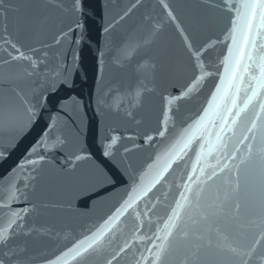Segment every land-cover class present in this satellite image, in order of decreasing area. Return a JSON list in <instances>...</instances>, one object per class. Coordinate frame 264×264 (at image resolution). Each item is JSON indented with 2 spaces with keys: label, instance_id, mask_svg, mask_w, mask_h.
<instances>
[{
  "label": "water",
  "instance_id": "95a60500",
  "mask_svg": "<svg viewBox=\"0 0 264 264\" xmlns=\"http://www.w3.org/2000/svg\"><path fill=\"white\" fill-rule=\"evenodd\" d=\"M236 2L232 0V5ZM8 3L6 18L0 13V152L5 154L0 157V226L13 218V212L21 218L10 230L14 233L10 239L0 243V259L5 264H44L95 232L127 199L157 156L172 148L179 130L199 117L219 82L218 74L224 71L221 61L231 43L225 36L234 13L225 0H164L168 9L161 0H81L78 13L73 11L74 0ZM169 10L193 44L206 48L203 62L212 75L199 92L170 106L172 120L161 137L164 98L179 96L192 72ZM20 52L36 61L35 68L30 61L12 59ZM25 69L33 74L25 76ZM141 82L152 91L132 106L128 93ZM17 92L33 106L31 118ZM6 101L17 111L15 124H5ZM253 118L250 114L248 121ZM248 127L250 123L238 121L224 136V146L199 163V143L180 153L182 159L175 160L160 181L120 217L101 252L82 264H105L117 252L113 264H153L160 244L158 229H163L184 185L195 188L204 180V172L211 175L217 164V175L205 184L206 194L223 198L226 181L235 183L239 177L240 190L232 198L239 200L241 210L236 216L222 214L191 227L200 232H243L255 242L259 229L249 227V222L260 223V168L249 166L245 180L236 167L248 145L256 144ZM147 136L152 139L146 140ZM113 137V155L106 158L104 146ZM89 154L91 159L74 160L75 155ZM96 166L105 170L111 183L93 185ZM12 192L16 195L10 200ZM256 249L257 254L264 252V241ZM194 251L184 244L173 247L166 264H187L185 257ZM210 258L229 264L215 254ZM68 264L78 261L69 259ZM250 264H260L258 255Z\"/></svg>",
  "mask_w": 264,
  "mask_h": 264
},
{
  "label": "snow or ice",
  "instance_id": "6c2138e0",
  "mask_svg": "<svg viewBox=\"0 0 264 264\" xmlns=\"http://www.w3.org/2000/svg\"><path fill=\"white\" fill-rule=\"evenodd\" d=\"M161 3L165 9H168V5L164 3V0H161ZM225 3L228 10L234 13L231 27L225 36L226 39H231V43L228 45L227 54L221 61L224 71L218 74L219 82L208 98L202 113L192 123L179 130L172 148L162 156L158 155L156 162L149 165V172L145 174L148 176L147 181H145V175H142L140 183L133 185L127 199L123 200L120 207L116 208L115 212L95 232L90 236H85L82 240L76 241L70 248L46 260L44 264H68L69 259L82 264L89 256L100 253L107 235L112 232L113 226L119 221L120 217L133 207V204L141 195L146 194L151 186L160 181L175 160L182 159L180 153L191 148L194 143H199V150L196 153V160L199 163L207 156L212 155L213 152L219 151L221 146H224V136L234 129L238 121L250 123L248 132L252 133L251 138L256 141L254 146L252 144L248 145L247 154L240 159L236 167L247 180L249 166L259 165L261 178L260 223L249 222V227L259 229V236L254 237L255 242H250V238L243 232L235 235L228 234L220 229H209L207 232H200L191 227L197 225L199 220L219 217L222 214L236 216L241 210L239 200L232 198V194L240 190L239 177L235 183L231 179L226 181L228 186L224 190L223 198L219 195L213 197L206 194L205 184L217 175L216 168H220V164L211 169V175L201 168V172H204V180L198 181L195 188L190 184L184 185L185 191L180 193V197L165 221L163 229H158L161 234L156 238L160 240V244L156 248L153 264H166L170 250L181 244L188 245L190 251L195 249L194 252H191V257H185L187 264H217L216 261L210 258L213 254L226 258L229 264H250L258 255L260 264H264V252L257 254L256 249V245L264 241V0H237L234 6L232 0H225ZM80 4L81 0H74L73 11L78 13ZM10 8L11 5L8 0H0V13H3L5 18ZM125 15H127V12ZM168 17L170 20L176 21L175 26L183 39L184 48L191 62L192 72L189 82L182 85L179 96L164 98L163 130L158 133L161 137L166 135L168 124L172 120L170 106L182 98L199 92L205 80L212 75V73L206 71L203 62V54L206 48L198 49L193 44L192 39L185 33L183 26L177 21L171 10L168 11ZM77 27H83V25L77 24ZM107 31L106 28L105 32ZM61 35H67V33ZM11 47L16 49L17 45L12 43ZM12 59L27 60L30 61L33 68L36 66V61L23 52H20L19 57L14 56ZM4 63H8V61H4ZM32 74V72L25 69V76L30 77ZM148 91L152 90L144 87L143 82H141V85L128 93L134 101L132 106L141 103L143 94ZM16 95L26 106L25 111L31 118L34 112L33 106L24 99L21 93L17 92ZM250 114L254 115L255 118L248 121ZM127 115L132 117L133 113L129 111ZM17 118L18 114L13 104L6 101L4 104L5 124H15ZM151 139V136L146 137L148 141ZM115 141L116 137H113L110 144H105L102 153L104 157H112L113 153L110 148ZM127 151L128 149H125V152ZM4 155L3 152H0V157ZM38 159L42 161L44 157L40 156ZM85 159H91L90 154L74 156L75 161ZM24 163L35 165L37 161L26 160ZM108 183H111V178L102 167L96 166L94 168L93 185L103 187ZM15 195L16 193L12 192L9 199H13ZM2 206L7 207V205ZM24 211L28 210L24 209ZM11 217L13 218L9 219L5 226H0V243H6L10 239V236L14 234L10 230L21 218L16 212L11 213ZM186 218L187 223L185 222ZM20 251L23 252L25 249L21 248ZM123 251L124 248H121L120 252ZM5 255H8V253ZM118 255L119 252L116 253V256ZM116 256L106 260L105 264H113ZM0 264H5V261L0 259ZM17 264H20V262L17 261Z\"/></svg>",
  "mask_w": 264,
  "mask_h": 264
}]
</instances>
